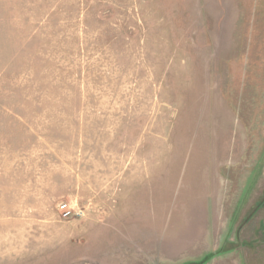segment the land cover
<instances>
[{"label": "rangeland", "instance_id": "obj_1", "mask_svg": "<svg viewBox=\"0 0 264 264\" xmlns=\"http://www.w3.org/2000/svg\"><path fill=\"white\" fill-rule=\"evenodd\" d=\"M0 264H264V0H0Z\"/></svg>", "mask_w": 264, "mask_h": 264}, {"label": "built area", "instance_id": "obj_2", "mask_svg": "<svg viewBox=\"0 0 264 264\" xmlns=\"http://www.w3.org/2000/svg\"><path fill=\"white\" fill-rule=\"evenodd\" d=\"M59 210L62 212L65 218H68L74 214L73 213L74 209L69 203H64V204L59 205Z\"/></svg>", "mask_w": 264, "mask_h": 264}]
</instances>
